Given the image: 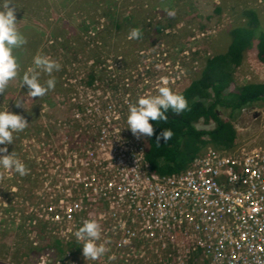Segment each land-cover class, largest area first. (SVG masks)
I'll return each mask as SVG.
<instances>
[{"label":"built area","instance_id":"1","mask_svg":"<svg viewBox=\"0 0 264 264\" xmlns=\"http://www.w3.org/2000/svg\"><path fill=\"white\" fill-rule=\"evenodd\" d=\"M105 73L109 81L73 84L57 101L62 116L46 119L32 140L43 179L30 210L47 222L29 220L31 234L82 247L75 232L96 220L97 243L124 262L264 264V148L234 154L209 148L180 174L151 172L144 136L132 135L126 117L130 103L158 86L134 83L111 65ZM186 231L187 247L159 242V235Z\"/></svg>","mask_w":264,"mask_h":264},{"label":"rangeland","instance_id":"2","mask_svg":"<svg viewBox=\"0 0 264 264\" xmlns=\"http://www.w3.org/2000/svg\"><path fill=\"white\" fill-rule=\"evenodd\" d=\"M4 3L16 8L17 26L27 41L14 52L20 76L38 53L59 62L61 70L53 73L55 88L42 97L31 98L27 86L20 87V77L11 80L0 93V110L8 107L10 112L25 116L27 131L40 127L14 134L13 144L7 145L4 153L13 151L28 173L20 176L0 168V264H47L55 259L56 249L42 252L32 247L42 246L43 240L58 242L59 238L30 232L29 220L41 222L30 209L43 179L30 151L34 135L41 133L46 119L62 116L57 101L69 95L73 84L87 82L92 73L95 81H109L105 73L108 65L114 70L126 69L128 73L124 75L129 77L138 68L162 71L166 77L173 72L179 79L175 83L168 80L167 86L175 92L181 90L200 74L207 57L226 49L228 31L246 21L244 10H254L258 26L264 30V0H0V10ZM216 6L219 11H215ZM170 9L175 10V17L167 15ZM132 28L141 30L139 39H128ZM48 78L47 74L41 76L42 81ZM262 81L264 64L257 57L254 41L236 67L229 90ZM21 98L24 108L16 106ZM218 112L223 119L231 118L229 109L218 108ZM231 121L238 132L234 150L264 147V102L233 112ZM196 126L209 129L212 123L199 120ZM108 255L93 261L80 253L66 264H121V258Z\"/></svg>","mask_w":264,"mask_h":264},{"label":"trees","instance_id":"3","mask_svg":"<svg viewBox=\"0 0 264 264\" xmlns=\"http://www.w3.org/2000/svg\"><path fill=\"white\" fill-rule=\"evenodd\" d=\"M215 11H219L218 6L215 7ZM242 14L246 21L228 31L229 43L226 49L207 57L200 74L184 88L176 91L184 95L188 107L178 115L170 109L166 113L168 116L166 121H150L154 126V134L147 137L145 157L151 172L158 174L182 172L199 156L201 148L210 144L219 149H233L238 141V132L231 121L233 112H240L253 103L264 102V81L246 83L229 90L236 67L241 64L244 52L254 41L257 57L264 64V30L259 28L254 10L246 9ZM88 79L87 83L93 84L95 74L89 75ZM218 108L229 109L231 118H221ZM41 110L39 109L38 113L40 115ZM199 120L204 123L211 122L212 126L209 129L197 128L196 122ZM47 124V122L44 124L40 132L44 131ZM36 129L39 130L40 127H32L28 131ZM162 129H171L173 136L166 143L161 141L160 145H157L156 135ZM28 131L26 129L24 132ZM37 241L39 244L40 240ZM43 241L42 246L35 245L32 249H42V252L56 249L55 259L48 261L47 264H56L57 261L66 264L69 258L76 260L77 255L82 254L81 246L60 241ZM121 264L134 263L124 262L121 258Z\"/></svg>","mask_w":264,"mask_h":264},{"label":"clouds","instance_id":"4","mask_svg":"<svg viewBox=\"0 0 264 264\" xmlns=\"http://www.w3.org/2000/svg\"><path fill=\"white\" fill-rule=\"evenodd\" d=\"M15 7H10L9 3L3 4L0 10V93H4L11 80L20 77L22 83L20 87L27 86L28 95L32 97H42L47 92L53 90L56 85L54 72L61 70V64L44 54H36L32 59L31 66L20 76V64L14 54L16 49L27 43L25 36L17 26ZM169 17H175L173 9L167 10ZM142 33L139 28H132L129 31L128 39H139ZM42 74H47V80L42 81ZM167 79L162 80V86L157 93L141 96L134 103L128 105L126 124L132 135L136 138L141 136L152 137L154 126L152 122L166 121V113L171 109L177 115L188 107V102L183 94L170 89ZM24 99L21 98L17 107H23ZM24 108V107H23ZM28 126L25 116L13 113L6 109L0 110V168L12 171L24 176L28 169L24 162L12 151L7 153V145L13 144L14 134L23 132ZM173 136L171 129H162L156 135V143L160 145L166 143ZM76 239L82 244L81 250L85 258L97 260L105 254L107 249L100 240L101 228L96 220H85L75 232Z\"/></svg>","mask_w":264,"mask_h":264},{"label":"bare ground","instance_id":"5","mask_svg":"<svg viewBox=\"0 0 264 264\" xmlns=\"http://www.w3.org/2000/svg\"><path fill=\"white\" fill-rule=\"evenodd\" d=\"M139 69V68H138ZM136 69V73H135V71H133L132 73V75H130V78H131V81H133L134 83H136V82H139V81H142V80H144V79H147L148 80V84H146L147 85V87H151V86H160L159 85V83L160 82H162V80L163 79H167V81L169 80L170 81V83H175V81L176 80H178L179 79V76H176L173 72H171L170 73V75L168 76V77H166V76H164V75H162V71H157V70H150V69H148V68H146V69ZM129 70V69H128ZM115 71H122L123 72V74H126V73H128V71L126 70V69H121V68H115ZM169 78V79H168ZM96 81H94L93 82V84L95 83ZM84 84H86V85H88V86H93V84H88L86 81L84 82ZM158 87H156V88H153V89H151V91H150V93L149 94H152V95H154L155 94V92L158 90L157 88ZM148 94V95H149ZM40 135H41V133H38L37 135H34V140H36L37 141V139L40 137ZM146 141H147V136H144V138H143V145H144V159H145V161L147 162V164L149 165V163H148V161H147V159H146V157H145V148H146ZM209 148H213V149H216V147H214L212 144H210V145H207V146H204V147H202L201 148V151H200V154H199V156L198 157H196L191 163H190V165L188 166V167H191L192 165V163L197 159V158H199V157H201L206 151H207V149H209ZM262 149V148H264V147H262V146H251V147H242V148H240V149H227V148H220V150H223V151H225V152H227V153H231V154H234V153H246V152H251V151H254V149ZM217 149H219V148H217ZM259 151H262V150H259ZM264 151V150H263ZM76 154V152L74 151V150H72L71 151V156L72 155H75ZM147 165V167H148V170L150 171V165L148 166ZM187 167V168H188ZM186 170V169H185ZM183 172V171H182ZM181 172H179V173H171V174H159V175H173V174H180ZM158 174V173H157ZM240 182V179L238 178V181H237V184ZM242 185V184H241ZM243 186V185H242ZM254 186V185H253ZM186 233H188V231H186V232H184V233H178V234H175V235H173V236H168V235H162L161 236V238H160V235H159V242H161V243H164V244H168V245H175V246H181V247H187V244L186 243H184L183 241H184V239H185V236H186ZM189 241V240H188ZM255 243H259V244H262L263 243V241L261 240V239H255ZM196 250H199V251H203V249L202 248H196ZM163 263V262H162Z\"/></svg>","mask_w":264,"mask_h":264}]
</instances>
